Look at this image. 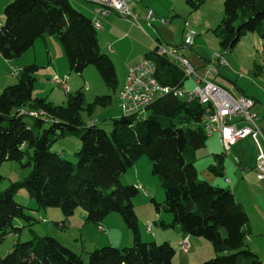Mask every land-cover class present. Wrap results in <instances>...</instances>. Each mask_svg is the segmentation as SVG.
Instances as JSON below:
<instances>
[{
  "label": "trees",
  "instance_id": "16d2710c",
  "mask_svg": "<svg viewBox=\"0 0 264 264\" xmlns=\"http://www.w3.org/2000/svg\"><path fill=\"white\" fill-rule=\"evenodd\" d=\"M185 2L195 10L205 0ZM3 16V58L20 57L37 38L53 35L65 49L70 71L82 74L86 66L93 65L104 84L116 90V69L109 54L100 48L92 18L75 9L70 0H10ZM212 31L220 49L228 52L248 32L256 31L264 39V0H223V16ZM146 56L155 63L159 83L183 87L187 77L174 61L157 49ZM38 68L35 63L23 66L16 73L17 82L0 92V163H22L27 158L31 167L23 181L0 191V242L8 233L20 232L15 219H33L14 199L20 187L26 188L36 209L58 207L65 218L81 208L85 221L98 224L108 214L117 213L133 242L121 248H94L85 261L53 237H34L16 241L0 257V264H171L175 249L169 242L141 240L132 201L138 188L120 182L143 155L151 161L152 173L159 177L164 192L161 203L151 200L157 211L163 208L172 217L169 224H161L178 226L183 235L211 243L215 256L201 264H264L247 248L249 218L232 191L197 176L195 151L206 145L208 136L201 122L203 107L196 99L171 93L159 96L145 108L146 115L122 114L112 119L111 130L106 131L97 124L84 123L81 112L92 115L96 105L111 103V95H97L92 103H85L79 89L68 94L65 105L33 97ZM67 134L77 136L80 142L76 163L51 150V144ZM220 165L209 170L222 175ZM3 178L0 174V183Z\"/></svg>",
  "mask_w": 264,
  "mask_h": 264
},
{
  "label": "rangeland",
  "instance_id": "374dc122",
  "mask_svg": "<svg viewBox=\"0 0 264 264\" xmlns=\"http://www.w3.org/2000/svg\"><path fill=\"white\" fill-rule=\"evenodd\" d=\"M155 1L164 10L156 12L158 16L156 17L158 19L157 22L162 21L161 18L164 17L166 23L171 21L170 25L172 29H178L180 20H182L183 22V19H181L183 17L181 16H184V18H187V29H192V27L195 28L196 25L197 31L195 34V42L190 43V45L193 44L192 46L194 47L195 45H199V51H196L194 47L192 48L196 51V53L200 54V57L202 56L203 58L210 60L213 57V54L224 52L225 57L228 60L231 59V63L235 67V69H233V67H230V70H232L231 78H235V76H237L238 78H242V76H245L247 82H241L244 85H253L251 84V79L249 80V78H254V80H259L262 77L264 78V52L262 50L264 39L261 38L258 32H248L246 35L239 39L235 47L230 52L223 51L219 48L218 39L212 29L217 25V23L223 16V0H205L204 4L201 5L198 10L196 9V11H191L189 8L190 6L188 7L184 0ZM7 2H10V0H0V22L4 20L3 9ZM70 2L75 9L83 12L86 15L89 13L88 6L92 5V3L88 0H70ZM183 13H186V15H183ZM192 19H194L195 25L191 21ZM152 24H155V22H153ZM201 27H204L203 32H201V30L199 29ZM46 36H48V47L45 46L42 38H38L34 41L33 48L29 50L30 52L34 51V62L39 66L35 74L36 81L34 83L32 91L33 97H43L47 102L65 105L67 102L68 94H73L79 89L84 94L85 103H92L95 99V96L97 95H111V103L107 106L96 105L93 109L92 115H89L87 111L81 112V118L87 125L97 124L98 126L104 128L106 131H110L112 119L118 118L122 115V110L120 109L118 103V92L123 86L125 75L127 73L123 69L122 65V57H124L126 54L122 51V54L115 58V63L111 58L116 69L117 79V87L116 90L113 91L104 84L100 74L93 65L86 66L83 69L82 74L70 71L67 56L62 43L53 35ZM97 37L101 50L107 52L110 57L116 56L115 53H111L106 50L105 41L107 40V35L101 30H97ZM182 43L180 42L179 44ZM179 55H182V53ZM50 56H53V59L48 63ZM14 59L20 58L17 57ZM207 63L208 62H206V64ZM48 64H52L54 69L47 68ZM13 68H15L14 65H9V69L3 68L4 75L0 76V79L4 83L0 82V92L6 85L14 84L15 82H17V75L13 74L12 72ZM196 73L199 77L205 78V75H207L206 66H203L202 70L196 71ZM203 73L204 76H202ZM56 76L65 80L67 77L66 90L57 85L52 80ZM188 78L190 77H187V79ZM195 85L196 84L194 83V81L190 78L187 80L184 88L185 90H190L193 89ZM143 114L146 115L147 112H143ZM79 146L80 142L78 140V137L72 134H67L65 136L58 137L51 144V150L61 153L64 158L72 161L73 163H76L77 157L75 155V152L78 150ZM255 146L256 144H253V149L255 153L257 152L258 155V149ZM220 152L225 151L223 150L218 135L216 133L208 135L206 145L195 151L194 166L196 168L197 176L199 179L206 180L207 173L213 174V172L209 170V168L210 166L215 165V154H219ZM26 161L27 158H25L22 163L17 161H4L0 163V174L4 177L0 183V191L5 190L13 183L21 182L24 180V178L29 174L31 170V167L26 164ZM227 175L230 178L231 183H225L224 176H217V178L221 182H223L224 186L230 187L233 182L232 173L227 172ZM120 182L122 184L129 185L134 184L138 188V193L132 199L134 211L137 216L138 227L143 226V229L146 232L145 225L148 221V223L153 225V230L157 228L161 231L156 237L158 238V240H154L153 238L146 239L145 235H143V238H145L143 239V241L148 240L149 242L154 240L158 243L166 241V239H163L165 233L163 230H161L163 227L161 225V222L163 220H166L164 219L165 216L168 218V216H171V214L166 212L163 208H160L159 211H157L155 208V204L151 200L153 198L156 203H161L164 199V192L161 188L159 177L156 174L152 173V164L149 158L145 155L141 156L130 168L127 169V171L120 178ZM141 187H143L146 192L143 191ZM14 199L18 203L26 207L25 212L33 219L25 221L23 219L17 218L14 220V225L17 227H21L20 232H10L4 237V239L0 242V257L8 253L12 249L16 241H25L30 240L34 237L42 236L53 237L66 247H75L77 250H79V254L83 255L85 261L87 260V250L92 251L94 248L102 247L100 245L91 246L88 244V242L90 241V239H97L98 236L99 238H101L102 235H105L102 233L103 231H105V228L102 225L100 226L98 223V227H102V230H99L98 228L99 231H102L99 232L96 228L97 224L93 225L91 223L85 222L86 224L83 223V225H85L84 228L81 229V223H79V221L82 218L78 213L79 208H76V211H74L73 213L74 215L70 217L67 222H65L66 227L62 229L59 224L60 220H63V214L58 207L36 209V203L34 199L29 197L25 187H20L15 192ZM244 202L246 208L248 209L249 202ZM250 214L252 217V212ZM119 217L121 216L119 215ZM252 218L253 220H255V228H260L261 223L259 221H256L254 216ZM88 225L92 227V230L88 231V235H86L85 233H83V230ZM168 231L172 230L168 229ZM146 233L153 235V233H151L150 231ZM198 238L202 239V241L206 243L208 247V253L204 250V248H200L195 254L192 255L190 264H201L203 261L215 256L211 243L205 238ZM249 238H252V233H249L247 236V246L249 244ZM75 242L77 243V246L75 245ZM64 243L67 245H65ZM130 245H132V242L130 243ZM121 247L126 246L122 245ZM211 252H213V254L209 255V253ZM257 255H259V257L264 260V253H257ZM173 264H177L176 260L173 262Z\"/></svg>",
  "mask_w": 264,
  "mask_h": 264
},
{
  "label": "crops",
  "instance_id": "0c3cea01",
  "mask_svg": "<svg viewBox=\"0 0 264 264\" xmlns=\"http://www.w3.org/2000/svg\"><path fill=\"white\" fill-rule=\"evenodd\" d=\"M88 1L91 2L92 5L88 6L89 13L87 15L93 18L95 15L96 4L92 0H88ZM128 6L130 10L137 15L139 19L138 20L139 23H136L130 18L124 17L116 12H111L106 16L99 15V19L101 20L103 27L101 29H97V30H101L107 35V40L105 41V47L106 50H108L109 52L115 53L116 56H111L113 61L115 60L116 57L122 54V51L126 54L124 57H122L123 58L122 65L125 72L128 71V68L131 64H133L140 58L146 56V54L149 51L155 50L158 44L163 47H175L179 52V54L182 53L183 56L189 59V61L194 66L196 71L202 70L203 66L205 67L206 62H208L209 59H205L202 56L200 57V54L196 53V51H199L198 50L199 45H195L194 47L192 46L193 44L184 45V43H182L185 41L184 33L186 30L185 22L187 18L181 16L183 17L181 18L183 19V22L182 20H180L179 22L180 25H178V29L177 28L172 29L170 25L171 21H169L168 23L166 22L162 23V21L157 22L158 19L156 17L158 16L156 12H160L164 10L155 0H128ZM148 9H150L155 16V19L152 21H148L144 18L145 12ZM190 10L196 11V9L193 10L191 8ZM183 15H186V13H183ZM191 21L195 25L194 19H192ZM153 22H155V24H152ZM207 27H211V26H207ZM203 28L202 27L199 28L201 32H203L204 30ZM189 30L192 31L193 42H195V34L197 31L196 25L195 28L192 27V29ZM47 38L48 36L42 38L46 47H48ZM180 42L182 44H179ZM108 46H110L111 50L108 49ZM192 47H194L196 51L193 50ZM32 48L33 46L30 49ZM35 49H36V45H35ZM29 50L24 52L19 57L20 59L9 60L3 58L0 54V76L4 75L3 68L9 69V65H14L15 69H17L18 72L23 66L35 63L34 51L30 52ZM52 59L53 56H50L48 63L49 61L51 62ZM225 59L228 63L227 66L216 64L218 68V75L213 77L205 75V78L209 80H213L214 82L224 86L234 94L251 97L255 101V111L259 115L260 127L264 134V78L262 76H261L262 78H260L259 80L257 79L254 80V78H249V80L251 79L250 82L253 85L251 86L244 85L241 82L242 81L247 82L245 76H242V78H238L237 76H235V78H231L232 70H230V67H233V69H235V67L232 65L231 59L228 60L226 57ZM47 68H53V65L48 64ZM202 76H204V73L202 74ZM190 78L191 80L194 81V77H190ZM188 79L184 81L183 88ZM0 82L4 83L1 79ZM252 143L255 145L254 141L251 138H246L239 141L238 143H236L227 150L223 148L225 152H220L219 153L220 157L218 158L215 157L216 159L214 160L215 165L218 166L219 164H221L220 166H222V175L207 173L206 180L210 183L225 188H229L232 191L235 200L241 204V206L247 213L248 218L250 220L248 224L249 233H252V238L251 239L249 238V244L247 248L257 254V253H264V179L259 180L256 177L257 152L255 153ZM227 172L232 173L233 182L230 187L224 186L223 182H221L217 178V176H224L225 183H231L230 178L227 175ZM141 189L145 191L143 188ZM244 201L249 202L248 209L246 208ZM74 211H76V209ZM251 212L254 218L256 219V221H259L261 223L260 228H255V220H253L252 218L253 216L251 217L250 214ZM78 213L79 216H81L82 218L79 221V223H81V229L84 228L85 225H83V223L85 222L94 225V223L92 222L85 221V212L83 209L79 208ZM73 215L74 214L70 215L67 218L63 216V220H60V224H59L62 229L66 227L65 222H67V220ZM164 219H166L163 220L165 224H169L171 222V216H168V218L165 216ZM147 223L145 225V230L146 232L150 231L151 233H153V235L146 233L143 229V226H139L138 231L141 240L145 239L143 238V235H145L146 239L153 238L154 240H158V238L156 237L158 233L161 231L157 228L153 230L152 224L150 230H147ZM99 225L100 226L102 225L105 228V231L103 232L99 231L98 224L96 225L97 230L105 235H102L101 238H99L98 236L97 239H92V240L90 239V241L88 242L89 245L103 246L109 244V245L121 247L122 245L128 246L130 245L131 242H133L130 231L126 228L123 219H121V217H119L117 213L108 214L99 223ZM168 229L172 231H168ZM90 230H92V227L88 225L83 230V233L88 235L87 233ZM161 230H163L165 233L163 239H166V241L169 242L175 249V254L171 264H173L175 260L177 264H190L192 255L195 254L200 248H204V250L208 253L207 250L208 247L206 243L202 241V239L195 236L183 235L178 226H163ZM185 236L188 237L189 248L187 251L184 252L180 248V242L182 238ZM144 241L148 242V240H144ZM75 245L77 246L76 242ZM68 247L73 252L79 254V250H77L75 247H70V246ZM88 252L90 251L87 250L86 253ZM212 254L213 252L209 253V255ZM79 255L83 257L82 254Z\"/></svg>",
  "mask_w": 264,
  "mask_h": 264
},
{
  "label": "built area",
  "instance_id": "2783aa9c",
  "mask_svg": "<svg viewBox=\"0 0 264 264\" xmlns=\"http://www.w3.org/2000/svg\"><path fill=\"white\" fill-rule=\"evenodd\" d=\"M96 4L93 18L100 24V16H106L111 12H116L124 17H128L136 23L138 17L133 13L128 0H92ZM144 18L148 21L155 19L153 12L148 9ZM166 22L165 18H161ZM160 19V20H161ZM187 23L185 22V27ZM184 45L193 42V33L186 28ZM108 49L111 50L110 46ZM157 52L165 55L182 68L185 77H194L195 87L185 90L183 87H172L158 82L155 76V63L152 59L144 56L131 64L125 76L123 91L121 92L119 106L123 115H133L142 113L157 97L171 93L176 97H184L187 100L196 99L203 107L201 122L206 135L216 133L220 137L222 147L227 150L235 145L239 140L251 137L258 149L256 159V177L264 179V134L259 123V115L255 111V101L245 95H237L229 91L224 86L197 75L196 69L185 56L179 55L175 47H163L157 45ZM216 64L227 66L224 52L215 53L206 66V74L218 75ZM14 74L17 69L12 71ZM63 89H67V81L52 79ZM67 80V77H66ZM32 109V108H29ZM25 110V109H24ZM143 188V187H141ZM151 224L147 223L150 230ZM102 230V227H98ZM180 248L185 252L189 248L188 237H183Z\"/></svg>",
  "mask_w": 264,
  "mask_h": 264
},
{
  "label": "bare ground",
  "instance_id": "6f19581e",
  "mask_svg": "<svg viewBox=\"0 0 264 264\" xmlns=\"http://www.w3.org/2000/svg\"><path fill=\"white\" fill-rule=\"evenodd\" d=\"M92 22H93V24H94V26H95V28L96 29H101V26H100V24L96 21V19L95 18H92ZM181 70H182V68H180ZM13 71H14V68H13ZM17 73V72H16ZM15 73V74H16ZM14 74V73H13ZM54 78H58V81H66L65 79H62V78H59L58 76H56V77H54ZM123 91V86H122V88L119 90V92H118V100H120V96H121V92ZM34 111H36V110H34ZM33 112V111H32ZM41 112V111H40ZM39 112V113H40ZM42 113V112H41ZM40 113V114H41ZM42 115V114H41ZM45 115V114H44ZM134 115V114H133ZM35 116V115H34ZM125 116H129V115H125ZM132 116V115H131ZM219 139H220V137H219ZM148 229V228H147ZM149 230V229H148Z\"/></svg>",
  "mask_w": 264,
  "mask_h": 264
}]
</instances>
